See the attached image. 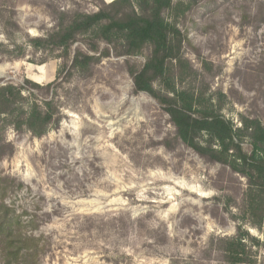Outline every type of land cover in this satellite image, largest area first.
Returning <instances> with one entry per match:
<instances>
[{
	"label": "rangeland",
	"instance_id": "obj_1",
	"mask_svg": "<svg viewBox=\"0 0 264 264\" xmlns=\"http://www.w3.org/2000/svg\"><path fill=\"white\" fill-rule=\"evenodd\" d=\"M113 1L0 0V85L55 83L63 115L42 138L9 129L15 153L0 159V179L16 180L6 182L5 200L37 240L35 264H224L215 239L239 226L264 244V223L258 230L242 220L247 180L184 145L162 106L135 93L130 72L143 67L148 49L111 52L79 71L62 51L30 45L64 14H92ZM179 1L190 7L177 23L194 74L178 85L206 91L237 127L242 118L264 125V0ZM77 48L87 52L79 42L71 56ZM46 73L48 82L31 79ZM243 145L250 150L248 138ZM252 253L264 264V246Z\"/></svg>",
	"mask_w": 264,
	"mask_h": 264
},
{
	"label": "trees",
	"instance_id": "obj_2",
	"mask_svg": "<svg viewBox=\"0 0 264 264\" xmlns=\"http://www.w3.org/2000/svg\"><path fill=\"white\" fill-rule=\"evenodd\" d=\"M189 9L179 0H115L92 14H64L52 33L31 39L30 45L39 50L62 51L60 58L66 64L72 62L71 69L79 71L88 70L97 58H108L111 52L116 57H133L148 49L143 67L130 72L135 93H147L162 106L184 145L247 180L242 220L260 230L264 223V125L259 120L242 118V126L237 127L223 117L220 107L206 97V91L178 85L194 74L184 57L187 37L177 23ZM79 42L87 52L77 48L71 56ZM101 44L110 49L106 48L100 57L91 55L99 51ZM25 83L0 85V159L15 153L7 141L9 129L42 138L57 129L63 119L60 103L51 96L55 83ZM245 138L250 140L249 151L244 149ZM6 182L16 180L0 179V264H35L37 240L24 233L25 222L6 202ZM17 187L22 190L24 185L20 182ZM215 242L224 264H256L252 249L264 246L243 226L238 227L235 236L216 238ZM29 244H35L34 248Z\"/></svg>",
	"mask_w": 264,
	"mask_h": 264
},
{
	"label": "bare ground",
	"instance_id": "obj_3",
	"mask_svg": "<svg viewBox=\"0 0 264 264\" xmlns=\"http://www.w3.org/2000/svg\"><path fill=\"white\" fill-rule=\"evenodd\" d=\"M41 71H42V69L40 67V71L39 72H41ZM43 75H44L43 77L35 76V77H32L31 79L33 81H35L36 83L48 82V81H50V79H52V76L47 75V73L46 74H43Z\"/></svg>",
	"mask_w": 264,
	"mask_h": 264
}]
</instances>
